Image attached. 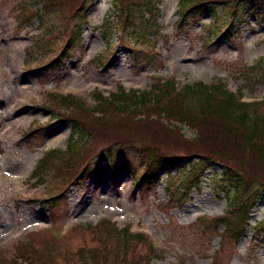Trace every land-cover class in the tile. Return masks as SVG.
<instances>
[{"label": "rangeland", "instance_id": "rangeland-1", "mask_svg": "<svg viewBox=\"0 0 264 264\" xmlns=\"http://www.w3.org/2000/svg\"><path fill=\"white\" fill-rule=\"evenodd\" d=\"M151 1L154 11H146L144 18H157L158 36L152 28L143 38L119 26L107 41L106 19L124 7L125 0L118 7L114 0H96L85 15L76 12L74 0H55V9L42 0H0V257L14 258L34 231L52 232L56 249L48 264H83L79 249L99 245L94 227L110 219L119 228L148 232L156 251L163 252L151 264H264V191L237 241L229 238L223 225L216 228L219 235L204 232L203 219L212 222L232 212L225 194L215 188L216 176L224 171L221 163L183 197L178 187L184 188L186 179L175 169L163 170L155 190L144 195L146 184L135 183L144 170L135 149L121 151L117 170L109 166L102 175L86 177L52 205L51 180L47 187L37 188L32 180L44 156L67 151L71 144L72 122L51 108L52 93L76 95L95 106L99 92L108 96L120 85L126 91L145 89L159 77L174 78L179 87L219 82L241 92L246 102L264 100V78L257 71L254 77L250 73L264 60V15L241 5L231 23L232 11L215 5L181 24L177 17L181 0ZM229 24L234 26L224 34ZM76 27L77 37L72 36ZM215 28L223 33L213 38ZM259 112L264 113V104ZM175 126L185 138L196 137L187 126ZM122 162L128 164L124 170ZM100 165L105 167L100 159L94 162V167ZM250 178L264 182V173ZM170 192L183 200L165 207ZM70 222L74 227L62 235ZM33 243L40 248L41 237ZM132 245L148 253V244Z\"/></svg>", "mask_w": 264, "mask_h": 264}, {"label": "trees", "instance_id": "trees-1", "mask_svg": "<svg viewBox=\"0 0 264 264\" xmlns=\"http://www.w3.org/2000/svg\"><path fill=\"white\" fill-rule=\"evenodd\" d=\"M42 1L56 8L52 5L55 0ZM95 1L74 0L76 12H88ZM120 1L114 0L117 7ZM88 2L91 5L85 8ZM215 5L232 11L231 23L241 5L247 6L246 11L264 15V0H181L178 22L189 23L191 18L201 17ZM146 11H154L151 0H125L124 7L115 10V21H107L104 27L107 41L119 26L143 38L147 36L146 30L152 28L151 33L158 36V20L155 17L146 20ZM233 26L229 24L224 34ZM220 31L215 28L211 31L212 37L221 35ZM67 51L65 47L63 55ZM256 71L264 78V60L250 70L253 77ZM49 98L53 103L51 108L61 113L64 120L72 122L73 132L67 151H51L41 160L32 176L37 185L46 186L51 180L50 192L60 190L63 197V192L77 182L88 176L102 175L106 166L116 169L115 162L122 150L135 149L144 166L140 182L145 178L147 189H155L163 170L183 171L186 183L184 188L178 187L183 197L199 185L211 167L221 163L224 171L216 176L215 188L225 194L232 212L229 217L212 222L201 219L208 228L204 232L213 230L219 235L216 228L223 225L229 238L236 241L246 232L248 214L264 191V182L258 180L257 183L250 178L259 171L264 173V113L259 112L264 101L245 102L241 92L236 95L219 82L179 87L174 79H154L143 91H126L118 86L109 96L99 92L94 98L95 106L73 95L51 94ZM177 124L194 130L196 137L185 138ZM98 159L105 167H94ZM122 164L123 169L128 167L127 162ZM169 199L167 207L183 200L173 192ZM94 230L99 245H84L79 249L78 260L83 264H151L162 255L147 236L132 234L127 228L119 229L109 220H103ZM38 236L41 237L40 248L33 243ZM134 242L148 244V253L135 250ZM55 249V239L46 232L33 233L27 242L20 244L14 258L0 257V264H20V260L28 264H48L54 261Z\"/></svg>", "mask_w": 264, "mask_h": 264}, {"label": "bare ground", "instance_id": "bare-ground-1", "mask_svg": "<svg viewBox=\"0 0 264 264\" xmlns=\"http://www.w3.org/2000/svg\"><path fill=\"white\" fill-rule=\"evenodd\" d=\"M105 193H106V195H110L109 192H108V190Z\"/></svg>", "mask_w": 264, "mask_h": 264}]
</instances>
